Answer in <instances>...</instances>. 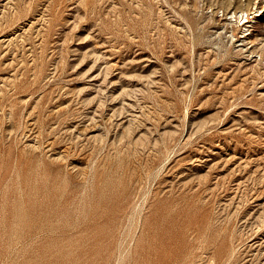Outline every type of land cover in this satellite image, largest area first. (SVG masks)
I'll return each instance as SVG.
<instances>
[{
	"label": "rangeland",
	"instance_id": "obj_1",
	"mask_svg": "<svg viewBox=\"0 0 264 264\" xmlns=\"http://www.w3.org/2000/svg\"><path fill=\"white\" fill-rule=\"evenodd\" d=\"M0 264H264V0H0Z\"/></svg>",
	"mask_w": 264,
	"mask_h": 264
},
{
	"label": "bare ground",
	"instance_id": "obj_2",
	"mask_svg": "<svg viewBox=\"0 0 264 264\" xmlns=\"http://www.w3.org/2000/svg\"><path fill=\"white\" fill-rule=\"evenodd\" d=\"M236 16V12H234V16L233 15H231L230 16V18L231 17H235ZM235 19H237V22H238V25L240 26H243L244 25V23L245 22H248L249 20H248V12H243V11H241L238 15H237V17L235 18ZM228 24V23H227ZM247 29V28H246ZM243 29L241 30V32L243 33ZM245 33V32H244ZM233 35V34H232ZM242 38V37H241ZM240 38V39H241ZM245 39V36L242 38V40H244ZM251 52H253V51H251Z\"/></svg>",
	"mask_w": 264,
	"mask_h": 264
}]
</instances>
